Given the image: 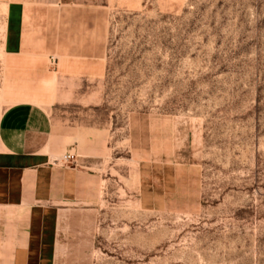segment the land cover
<instances>
[{"label": "rangeland", "instance_id": "1", "mask_svg": "<svg viewBox=\"0 0 264 264\" xmlns=\"http://www.w3.org/2000/svg\"><path fill=\"white\" fill-rule=\"evenodd\" d=\"M79 1L104 11L101 65L79 82L109 130L72 260L264 264V0ZM149 148L181 173L183 198L165 207L142 206L135 190Z\"/></svg>", "mask_w": 264, "mask_h": 264}, {"label": "crops", "instance_id": "2", "mask_svg": "<svg viewBox=\"0 0 264 264\" xmlns=\"http://www.w3.org/2000/svg\"><path fill=\"white\" fill-rule=\"evenodd\" d=\"M104 42L100 5L0 0V264L81 258L71 242L100 199L109 129L79 81L96 75ZM127 140L130 160V121ZM148 151L136 167L141 205L183 198L175 163L160 161L175 169L160 176ZM67 152L74 163L62 161Z\"/></svg>", "mask_w": 264, "mask_h": 264}, {"label": "built area", "instance_id": "3", "mask_svg": "<svg viewBox=\"0 0 264 264\" xmlns=\"http://www.w3.org/2000/svg\"><path fill=\"white\" fill-rule=\"evenodd\" d=\"M61 159H62V161L64 163H74V161H75V155H74V153L67 152V153H64L61 156Z\"/></svg>", "mask_w": 264, "mask_h": 264}]
</instances>
